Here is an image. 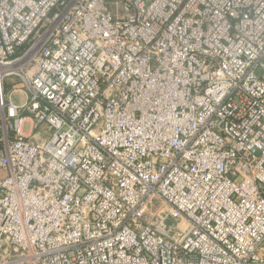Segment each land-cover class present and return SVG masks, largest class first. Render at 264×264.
Masks as SVG:
<instances>
[{"label": "built area", "instance_id": "1", "mask_svg": "<svg viewBox=\"0 0 264 264\" xmlns=\"http://www.w3.org/2000/svg\"><path fill=\"white\" fill-rule=\"evenodd\" d=\"M0 264H264V0H0Z\"/></svg>", "mask_w": 264, "mask_h": 264}, {"label": "rangeland", "instance_id": "2", "mask_svg": "<svg viewBox=\"0 0 264 264\" xmlns=\"http://www.w3.org/2000/svg\"><path fill=\"white\" fill-rule=\"evenodd\" d=\"M13 81H15L14 78H9L6 83L8 84L9 82L11 83ZM6 87H9V86H6ZM20 96L19 95H16L14 97V100H19ZM18 102V101H17ZM24 133L25 134H29L30 133V128H29V123H26L25 126H24ZM158 207L160 208H164V204L161 202V201H157L155 200L152 204V208L154 209H157ZM167 211V208H165V212ZM151 212V209L148 210L147 214L149 215V213ZM152 221V220H151ZM174 222L173 221H167L165 222L164 224V227L166 228V232L170 235V237L172 238H178L181 236V231H176L175 230V227H174Z\"/></svg>", "mask_w": 264, "mask_h": 264}]
</instances>
